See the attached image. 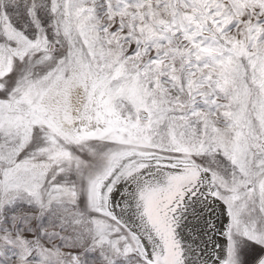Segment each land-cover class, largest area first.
I'll return each mask as SVG.
<instances>
[{
	"label": "snow or ice",
	"instance_id": "6c2138e0",
	"mask_svg": "<svg viewBox=\"0 0 264 264\" xmlns=\"http://www.w3.org/2000/svg\"><path fill=\"white\" fill-rule=\"evenodd\" d=\"M0 264H264V0H0Z\"/></svg>",
	"mask_w": 264,
	"mask_h": 264
}]
</instances>
